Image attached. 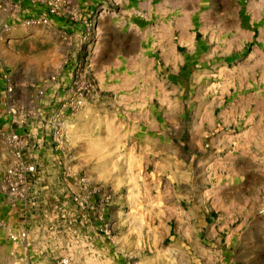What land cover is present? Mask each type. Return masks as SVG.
<instances>
[{"label": "rangeland", "instance_id": "rangeland-1", "mask_svg": "<svg viewBox=\"0 0 264 264\" xmlns=\"http://www.w3.org/2000/svg\"><path fill=\"white\" fill-rule=\"evenodd\" d=\"M63 258L264 264V0H0V264Z\"/></svg>", "mask_w": 264, "mask_h": 264}, {"label": "built area", "instance_id": "built-area-1", "mask_svg": "<svg viewBox=\"0 0 264 264\" xmlns=\"http://www.w3.org/2000/svg\"><path fill=\"white\" fill-rule=\"evenodd\" d=\"M36 171V165L34 163H26L21 161L16 166L9 167L6 171L5 181L7 182V189L14 197H21L25 192V184L27 181L25 177L27 175L34 174ZM70 261L67 258L60 259L54 264H69Z\"/></svg>", "mask_w": 264, "mask_h": 264}, {"label": "bare ground", "instance_id": "bare-ground-1", "mask_svg": "<svg viewBox=\"0 0 264 264\" xmlns=\"http://www.w3.org/2000/svg\"><path fill=\"white\" fill-rule=\"evenodd\" d=\"M98 44V43H97ZM99 45V44H98ZM96 48V47H95ZM98 49V48H97Z\"/></svg>", "mask_w": 264, "mask_h": 264}]
</instances>
